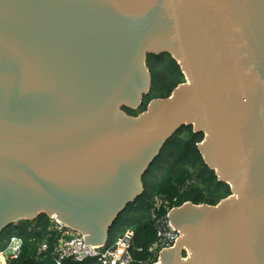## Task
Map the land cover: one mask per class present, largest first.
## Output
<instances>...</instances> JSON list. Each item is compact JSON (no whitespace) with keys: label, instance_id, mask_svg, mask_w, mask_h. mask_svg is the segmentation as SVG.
<instances>
[{"label":"water","instance_id":"obj_1","mask_svg":"<svg viewBox=\"0 0 264 264\" xmlns=\"http://www.w3.org/2000/svg\"><path fill=\"white\" fill-rule=\"evenodd\" d=\"M162 54L185 83L126 114ZM183 126L232 194L172 210L159 264H264V0H0V234L45 215L106 245Z\"/></svg>","mask_w":264,"mask_h":264},{"label":"trees","instance_id":"obj_2","mask_svg":"<svg viewBox=\"0 0 264 264\" xmlns=\"http://www.w3.org/2000/svg\"><path fill=\"white\" fill-rule=\"evenodd\" d=\"M146 66L151 76L149 94L143 98L137 110L123 108L126 114L133 117L145 112L152 100L168 98L177 86L185 82L180 66L169 54L147 55ZM157 77L165 85V92L161 84L158 89L153 87L158 82ZM202 140V133H194L191 126H183L166 142L159 156L142 177L144 192L119 214L109 232L106 245L113 242V233L120 235L125 229H132L135 233L134 252L137 248L145 249L152 243L155 231L149 221V209L152 198L156 195L175 200L173 207H180L185 203L216 206L231 196L230 187L218 182L215 173L204 164L197 149ZM187 183L190 185L186 187ZM46 219L47 216L39 215L32 221L11 225L0 234V250L7 246L13 235L23 240L20 257L11 264H41L36 260V251L38 244L45 238ZM32 226L33 229L29 231ZM63 264L78 263L66 261Z\"/></svg>","mask_w":264,"mask_h":264},{"label":"built area","instance_id":"obj_3","mask_svg":"<svg viewBox=\"0 0 264 264\" xmlns=\"http://www.w3.org/2000/svg\"><path fill=\"white\" fill-rule=\"evenodd\" d=\"M189 185L187 183L186 187ZM174 202L161 195L152 198L149 219L155 231V239L145 249H136L140 259L136 260L132 255L135 238L132 229H125L108 245L92 246L85 244L81 234L69 229L55 217H47L45 239L38 244L36 260L41 261L44 256H48L57 264L66 261L78 264H159L160 253L173 249L177 239L182 236L169 220L170 212L177 208L173 207ZM22 249L23 240L19 236H11L7 246L0 250V264H11L18 260Z\"/></svg>","mask_w":264,"mask_h":264},{"label":"crops","instance_id":"obj_4","mask_svg":"<svg viewBox=\"0 0 264 264\" xmlns=\"http://www.w3.org/2000/svg\"><path fill=\"white\" fill-rule=\"evenodd\" d=\"M149 221H150V219H149ZM15 225H17V224H15ZM118 236H119V234L113 233L112 236H111V240L114 241ZM132 255H133L134 259H136V260L141 258V256L138 253L134 252V251H132Z\"/></svg>","mask_w":264,"mask_h":264},{"label":"rangeland","instance_id":"obj_5","mask_svg":"<svg viewBox=\"0 0 264 264\" xmlns=\"http://www.w3.org/2000/svg\"><path fill=\"white\" fill-rule=\"evenodd\" d=\"M157 81H158L157 84H156V85L153 84V87H154L155 89H158V85L161 84V85L163 86V88H164L163 90H164V92H165V89H166V88L164 87L165 85L162 84V82H161V80H160L159 77H157ZM184 83H185V82H184Z\"/></svg>","mask_w":264,"mask_h":264}]
</instances>
